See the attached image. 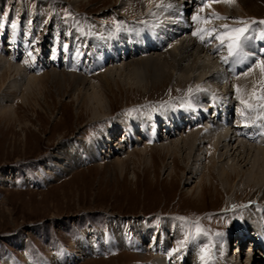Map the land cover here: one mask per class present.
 Instances as JSON below:
<instances>
[{
  "label": "rangeland",
  "instance_id": "1",
  "mask_svg": "<svg viewBox=\"0 0 264 264\" xmlns=\"http://www.w3.org/2000/svg\"><path fill=\"white\" fill-rule=\"evenodd\" d=\"M158 1L0 0V54H8L4 56L26 68H21L23 75L12 72L10 77H0V99L5 105H11L14 111L0 113V264H4L8 257L14 264H150L163 255L156 253L153 242L147 245L137 241V236L131 230V225L136 222H146L150 228L156 226L166 230L170 240L169 253L178 246V242L188 238L184 248L173 253L176 258H171L172 254L169 256L171 264H198L202 261L200 257L205 248L208 257L205 263L264 264L263 252L258 245L244 238L243 244L239 241L242 235L250 233L248 228L257 229L264 223V217L260 216L264 214V190L262 192L260 187L264 183L248 186L244 176L234 183V180L231 181V189L225 188L218 175L219 170L210 165V161H213L209 151L210 142L198 147L195 144L193 150H173L170 153L165 147L167 144L160 139L167 132L160 124L156 138L159 139L149 142L152 146L146 150H143V144L136 142L131 149L105 156L104 151L110 149L105 147L100 157H86L80 163H74L71 169L61 170L57 165L63 163L66 151L70 153L68 158L74 157L73 154L79 158L77 154L82 146H101L105 135L110 134L118 119L136 120L158 115L164 118V114L173 110L180 116L176 121L182 122L186 114L199 115L208 102L212 107L219 103L216 97L214 101L212 96H203L198 102L200 108L190 98L198 87L204 88L203 84H216L220 89L222 82L228 84V80H222L219 84L212 80L214 74L211 81L206 83L171 79L157 86L155 78L145 83L151 84L143 90L140 88L142 85H138L140 78L137 80L131 71L119 70L112 74L116 81L101 90L100 84L104 78L99 74L104 73L106 68L117 69L121 62L118 61L119 57H125L122 56L125 52L121 47L108 46L104 41L116 39V34H120L123 28L139 25L149 29L145 44L149 51L151 46L154 49L138 52L134 57L130 54L135 53L128 51L129 61L146 58L151 53L160 55L170 47L168 44L169 47L162 49L155 45L159 42L150 37L152 32L158 35L155 30L157 26L150 21L160 19L159 10L155 8ZM175 2L179 3L180 0ZM235 2L249 14L237 15L232 7ZM218 3L231 8L233 16H237H223L228 19L220 21L238 27L241 26L237 22L240 20H264V0H232L231 3L225 0H186L187 12L184 13L192 26L189 25L190 36L209 48L215 45L217 52L212 57L219 59L216 61L222 70L231 75L229 79L232 81L226 85L231 92L229 99L233 122L242 125L250 122L249 128L244 125V133L256 129L248 137L231 132L234 147H238L239 142L256 144V139L263 134L264 111L261 108L249 109L241 103V99L257 103L252 94L254 89L257 93L261 91L260 82L264 80V73L259 72V67H254L248 72L249 76H245L247 66L254 63L253 60L235 63L237 67L232 59L224 63L221 57L228 54L226 45L219 47L220 42L209 38L207 33L204 42L192 34L197 29L207 27L206 24L217 22L212 14L218 12L212 6ZM207 5L208 9L205 8ZM193 15H198L200 20L193 21ZM205 19L210 22L205 24ZM12 23H16L15 29ZM214 27L218 29V26H212L209 30ZM262 32L264 25H254L250 34L253 41H249V44L255 42L257 47L264 48ZM139 38L137 43L140 47L144 39ZM65 44L67 48L63 47ZM245 51L251 52L252 48L248 46ZM101 54H112L116 60L110 64L108 60L106 66L95 69L96 58ZM82 55L85 59L81 61L79 58ZM38 68V80L28 84L27 78L35 74ZM1 73L2 70L0 76ZM10 79L16 80V85L22 80L19 88L10 86ZM26 86H29L27 94ZM247 86L249 88L246 90L244 87ZM98 94L102 97L106 95L110 100L111 110L105 117H96L95 105L89 102ZM5 96L9 100H5ZM209 98H213V101ZM209 108L207 112L201 110L202 114L205 113L203 116L214 115L213 109ZM243 112L245 115L236 117L237 113ZM8 115L12 117L8 119ZM206 122V119L201 120L192 128L183 126L186 127L184 135L174 136L173 133L167 143L174 145L177 139L189 136L190 130L196 131L198 126V135H202ZM137 134L144 138L142 132ZM116 138L119 135L115 134L108 146L114 144ZM54 154H62L63 158L51 163ZM248 157L249 164L241 163L237 158L232 160L240 164L245 174L250 168V155ZM190 171L195 174L190 175ZM201 191L202 194L195 197ZM118 221L120 225L116 228V236L122 234L125 237L122 245L113 232L114 223ZM198 228L200 231H197ZM238 228L244 234H239ZM101 233L104 234L102 239L106 247H95L92 243L95 249L86 258L69 263L66 261L72 243L79 239L87 243L88 239H98ZM253 245H256L255 249ZM190 253L192 262L185 263Z\"/></svg>",
  "mask_w": 264,
  "mask_h": 264
},
{
  "label": "bare ground",
  "instance_id": "2",
  "mask_svg": "<svg viewBox=\"0 0 264 264\" xmlns=\"http://www.w3.org/2000/svg\"><path fill=\"white\" fill-rule=\"evenodd\" d=\"M153 1H155V0H153ZM156 1H158V0H156ZM185 2H186V0H180L179 3H176L175 0H161V1H158V3L155 2V4L156 3L158 4V7L156 6L155 8H158V10H159V14H158L159 16L158 17L160 19L158 18L159 19V21H158L157 19L153 18V19H150V21L152 22L153 25L157 26V27H155V26H153V27H155V30L158 33V35H155L152 32L150 37H152V39H156L159 43L158 44L156 43L155 45H158V47H162V49H163V47H166V46L169 47L170 46L169 48H165V49H168L165 51V53H162L160 55H154L151 53L149 55L147 54L148 57H146V58H144V57L143 58L139 57L138 59H135V58L131 59L130 58L131 60L129 61L128 51L135 53V54H130V56L134 57L138 54V52L142 53V52H150V51L154 50L153 46H151V48H150L151 50L149 51L147 49V44H145V42L148 39V37L145 35L148 34L149 29L146 30L145 27L144 28L139 27V25H137V27L131 26L129 28H123L124 30L121 31L120 34H116L117 35L116 39H111V41L110 40L104 41V42H106L105 44H107L108 46L114 45L116 47H121L122 52L123 51L125 52V54H123L122 56H125V57H119L118 61H121V62H119L120 64L117 67V69H115V68L114 69H110V68L107 69L106 68V71L104 73L99 74L100 77L102 76L104 78L103 83L100 84L101 90L106 85H109V83L116 81L115 77L112 76V74L115 72H118L119 70H120L119 72H124V70L131 71L137 80L140 78L138 80V85H142V87H140V88H142L143 90H146L147 89L146 87L151 84V83L150 84H145V83H149L150 81H153L155 78H156V80L154 81V83L155 84L157 83L158 84L157 86L163 85L167 81H171V79L172 80L176 79L177 82L186 81L189 83V81H190V83H191L193 81H200L202 83H206V82H209L212 74H214L212 76L213 77L212 80H216V82L218 84L220 82H222V80L223 81L228 80L229 82L232 81V79L231 80L229 79L231 77V75L228 76L226 74V72L223 71L224 69L221 68V65L219 64V62L216 61L219 59L214 60L215 56H214V58L212 57V54H215L217 52V50L214 49L215 45L212 48H209L206 46L205 43H200L199 41H197L196 38H193L192 36H190L191 33L189 32L190 31L189 28L191 26L190 25L191 23L189 21H187L185 19V16H184V13L187 12V9L185 8ZM169 5H171V7H169ZM225 5H227V4H225ZM139 7H141V6H139ZM207 7H208V5L205 8H207ZM232 7H233V10L235 11V13L237 15L244 14V16H245V14L246 15L249 14L248 13L249 11L247 12L246 10H244V7L239 5L237 2H235V4ZM151 8H154V7H151ZM213 8L221 16H229L230 17V15H231L232 16L231 18H235L234 16H236V15L233 16L234 11L232 12L231 8L230 9L225 8L223 3L222 4H219V3L215 4L212 6V9ZM211 11H212V13H214L213 10H211ZM250 15H254V14L251 13ZM155 17H157V16H155ZM247 17H249V16H247ZM234 20L236 21V19H234ZM204 21H205V24H206V22H210L209 19H205ZM237 22H236V24H237ZM223 24L224 23L222 21H220V19L217 18V22H212L210 24H206L207 27H205V28H208V26H209L208 29H210V27H212V26H219V25H223ZM200 28H202V27H200ZM132 29H133V31H132ZM136 29H138V31H136ZM179 33H181L180 36H179ZM140 34H142V35H140ZM153 35H155V36H153ZM140 36H141V38L144 39V44H140V47H139L137 42L140 41L139 40ZM158 37H160V39H157ZM251 40H253V39H250V41ZM163 43H165V45ZM251 43L252 44H249L248 46L250 48H252V46H253L252 51L253 50L257 51L256 48H254V45H253L254 43L253 42H251ZM168 44H170V45L168 46ZM158 47H156L155 49H158ZM162 52H164V51H162ZM4 55H8V54H4ZM4 55L0 54V70H2L0 77L1 78H4L5 76L10 77L12 72H15V74L17 73L16 75H19V74L23 75L24 73H22V72H23V70H26V68L23 69L22 66L20 67L18 64L14 63L10 59L6 58ZM93 56H94V54H93ZM83 58L85 59L84 55H82L79 58V60L82 61ZM125 59H126V63H125ZM96 60H97V66L95 67V69L99 68V66H103V67L106 66L105 62H107L108 60H109L108 62L110 64V63H112V61H115L116 59H115V56H113L112 54H101L100 56H98L96 58ZM114 64H117V63H114ZM233 65H235L237 67V64L234 63ZM129 67H132V68L129 69ZM212 69H213V72H212ZM39 70H40V68H38L36 70L35 74H32L31 76H29L27 78L28 84H31V83L36 82L38 80V78L40 76ZM54 72H56V71H54ZM259 72H260V68H259ZM245 76H247V75H245ZM248 76H249V74H248ZM253 76H255V75H253ZM224 77L227 79L224 80L225 79ZM78 79L83 80L82 78H78ZM235 80H237V79H235ZM235 80H233L234 83H235ZM177 82H175V83H177ZM229 82H228V84H229ZM238 82H240V81H238ZM21 83H22V80H20L19 84L16 85V80L12 79L10 86H12V87L17 86L18 87V86H20ZM222 83H223V86L221 89L219 87H217L216 84L211 83V85H209V86H208V84H203L204 88L208 87L205 90H204V88H202L201 90H198L197 92L196 91L193 93L191 92L192 96L190 98H192L195 105H197L199 107L201 106V104H199L198 102H199L200 98H202L203 96L207 97V98H208V96L209 97L212 96L213 98L216 97L218 99L219 103L214 104L215 105L214 107L210 106L209 102L206 105V107H204V106H203V108L200 107L202 111H206V112L208 111V109L210 110L209 107H211V109H213L214 115L209 114L208 116L206 115V117H205V116H203L205 113L202 114V112L200 110V113L198 112L199 115H196V117H195V114H193V113H192L193 115H189V116H187L188 114H186V116L183 114L184 116L181 119L182 122H177L178 117H180V116L177 115L176 113H174L173 110H169L167 114H164V118H162L161 116L158 115V116H154L153 118L145 116L144 119L139 118L136 120L118 119L115 121V124H114L113 129L110 132V134L105 135L102 145L100 144L101 146H98V145H91L88 147L82 146L81 151L77 154L80 156L79 158H75L76 154H73L74 157L68 158L70 153L68 151H66V153L64 152V154H63V155H65L64 156L65 159H63L64 160L63 163L57 164V165L60 167L61 170L71 169L73 167L74 163L78 164L86 157L87 158H91V156L100 157L99 155L102 154L101 150H103L105 147L107 149H109V147H110L108 152L104 151L105 156H109L110 154L113 155L116 153V151H126L128 149H131L133 147V143L135 144L136 142H138V143L140 142L141 144H143L144 147H142V148H143V150H146L147 148H150V146H152V145L148 144L149 142H154V141H157L159 139V138L158 139H156V138L158 135L157 133L159 132V128H161L160 124H162L164 126L163 129L166 128L167 132L164 133L165 135H163V137H161L160 139L162 140L163 144L164 143L167 144L165 147H166L167 151L170 153H172L173 150H176L178 152L182 151L184 149L193 150V146L195 144L198 147L200 144H203L205 142L211 143V146H209V151L211 152V155L213 157V161H210V165L212 167H214L215 169L219 170L218 175H219V177H221V179H220L221 182L223 184H225V188L229 187V189H231V187H233V184L231 183V181L234 180L233 181V183H234L236 179H238V178L242 179L244 176L246 179L245 180L246 184L248 186L252 183H259V182L264 183V136H260L259 141H257V139H256V144H253V143L247 144L245 142H239L240 145L238 147H234V145H233L234 137L233 136L235 134L242 135L244 137L250 136V134L252 133L251 131L244 133L243 130L245 129V127L249 128V125L251 123L249 122L248 124L242 125V124H235L233 122V120H232L233 115H231V110H230V107H231L230 101L231 100L229 99V93H231L229 91L230 88L229 87L227 88V85H228L227 83H226L227 85L224 82H222ZM232 85H233V83H232ZM178 86L181 87V84L178 83ZM237 86H239V85H237ZM184 88H186V87H184ZM244 88L247 90L249 87L247 86ZM28 89H29V86H26V88H25L26 94L28 92ZM102 95H103V93H102ZM98 96H96V97L94 96L92 99L89 100V102L94 103V105H95L94 109H95L96 113L99 112V114H100L99 115V114H96L94 112L96 117H98V116L99 117H103V116L105 117L106 115H108V113L111 110L110 100L108 99V97L106 95L104 97H102L100 94H98ZM213 98H209V99L212 100ZM4 99L9 100L6 96ZM213 100L215 101V98ZM206 108H207V110H205ZM11 109H12L11 105H9V106L5 105L3 99H0V113L1 114L7 113V112L9 114V112H11L13 110V109L12 110ZM12 112H14V111H12ZM180 115H182V114H180ZM243 115H245V112H243L242 114L237 113L236 117L237 116H243ZM222 116H223V118H222ZM11 117H12L11 115H8V119H10ZM197 119H200V120L194 124V121H196ZM204 119H206L207 122H206V125L204 127V131L202 132V135H198V132L200 130L199 126H198L196 131L193 132V130L192 131L190 130L191 133L189 134V136H186V137L183 136L182 138L177 139L178 141H176V143H175L176 145L174 144L176 147L174 145H172V143H167V140H169L171 138V136H173V133H174V136L184 135V133L186 132L185 131L186 127L183 128V126H187V128L191 126V128H192L193 125L194 126L198 125L199 123H201V120H204ZM244 125H247V126L244 127ZM140 132H142L144 134V138L141 136V134H137ZM231 132L232 133L234 132L233 136H231ZM115 134L119 135V138H116L115 143H118L119 142L118 140H120V142H119L120 144L118 143L116 145L114 143L116 145V147L114 146V144H112L111 146H108L109 143L110 144L112 143L111 139L115 136ZM199 136H200V138H198ZM242 136H240V137H242ZM24 142L26 144L27 138L25 139ZM179 142H180V144L182 143V145H180ZM237 144H238V142H237ZM61 155L62 154H60V155L54 154V156L50 160L51 163H54L55 161H59L60 159H62L63 157ZM249 155H250V159H251L250 165H249L250 168H249V172L247 174H245L242 167L240 166V164L233 163L232 160H235L237 158V160L239 162L245 163V162H247V159H249V157H248ZM225 160H226V162H224ZM223 162L225 164H223ZM54 171H55V169H54ZM193 174H195V172L190 171V175H193ZM38 181H39V183H41L40 180H38ZM5 182H7V181L5 180ZM256 186H257V184H256ZM260 187H261L262 192H263V190H264L263 184H261ZM259 193H260V191H259ZM201 194H202V191L199 193H196L195 197L200 196ZM192 195H194V194H192ZM251 209L254 210V207H251ZM262 210H264V207ZM260 216L264 217V214L260 215ZM119 225H120L119 221H118V223H114L115 227H114L113 232H114L115 236L117 234L116 228H118ZM249 227H251V226H249ZM257 228H263L264 229V223L262 222V226L260 225ZM131 230L137 236V241L139 243L142 242V243H146L147 245H149L150 242L151 243L153 242L152 244H154L156 253H162L163 256L158 257L156 259V261H154L150 264H171L170 257H169L170 256V254H169V252H170L169 241L170 240H168V236H166V232H167L166 230L159 229L156 226L153 228H150L146 222H136V223L132 224ZM248 231L250 233L247 232V234L248 235L250 234L251 237H247L248 235L247 236H241L244 233H242L241 228H238V233L241 234L240 236L242 237L241 240H239L240 244L241 243L243 244L244 241L242 239L244 238V239H247L246 241H251L260 247V244L257 242V239H255L251 234V232L254 231V229L248 228ZM262 232L264 233L263 230H262ZM103 235L101 233V236L98 239H96V238L95 239H93V238L88 239L87 243H85L81 239L72 243L70 250H69V252H70L69 256H66V261L69 263L70 261H76L77 259L81 260V259L86 258L87 254L89 252L93 251L97 245H99L101 247H106V242H105V240L102 239ZM116 237L118 238L121 245L123 244V241L125 243V237L122 234L120 237H119V234ZM251 238H252V240H251ZM145 240H146V242H145ZM92 243H93V245H95V247H93ZM190 252H192V251H190ZM190 256H191V253H190V255L187 256L185 263L192 262V260L189 258ZM171 258H176V257H174L173 253H172ZM197 260L199 261L200 259H197ZM198 261H196V262H198ZM3 263L4 264H14L11 257H8L7 259H5L3 261ZM70 264H72V263H70ZM198 264H211V263L210 262L205 263L204 260H202Z\"/></svg>",
  "mask_w": 264,
  "mask_h": 264
},
{
  "label": "snow or ice",
  "instance_id": "3",
  "mask_svg": "<svg viewBox=\"0 0 264 264\" xmlns=\"http://www.w3.org/2000/svg\"><path fill=\"white\" fill-rule=\"evenodd\" d=\"M227 3H231L232 0H225ZM171 7V5H169ZM218 19H228V17L220 16L219 14H212ZM193 21L200 20V17L198 15H193L191 17ZM238 23L241 26L235 27L230 26L228 24H223L218 26V29L214 27L213 29L209 30L208 28L203 29H197L192 34L194 36H198L201 42H204L206 37L205 33H207V36L209 38H214L220 42L219 47H224L226 45L227 48V56L221 57L224 63H229L230 59H232V62L234 63H244L248 60H253L254 63L247 66V71L245 72V75L248 74L254 67H259L261 72L264 73V48H260L258 50V53L256 51H245V48L248 47L250 39L253 37L250 35L253 31V26L256 24H262L264 25V20L261 21H255L252 20L244 21L240 20ZM12 28L15 29L17 27L16 23H12ZM261 37H264V32H262ZM64 48H67L68 45H63ZM219 50V49H218ZM31 55V53H29ZM261 91L257 93L255 89L253 90L252 98L257 101V103L253 104L250 103L248 100L241 99V103L245 104L249 109L252 108H264V80H261L260 82ZM197 90H201L198 89ZM192 90L189 89V92ZM237 92H239V89L237 88ZM247 126V125H245ZM197 231H200L198 228ZM219 236H223V233H217ZM188 243V238L185 237L184 240L178 242V246L171 250V253H177L180 252L182 248ZM202 255L200 257L201 260L206 261L207 260V248L202 250Z\"/></svg>",
  "mask_w": 264,
  "mask_h": 264
}]
</instances>
